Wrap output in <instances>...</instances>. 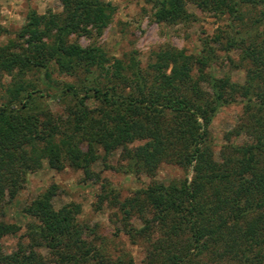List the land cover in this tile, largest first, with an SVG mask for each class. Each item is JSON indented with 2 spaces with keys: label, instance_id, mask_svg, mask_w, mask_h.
<instances>
[{
  "label": "trees",
  "instance_id": "obj_1",
  "mask_svg": "<svg viewBox=\"0 0 264 264\" xmlns=\"http://www.w3.org/2000/svg\"><path fill=\"white\" fill-rule=\"evenodd\" d=\"M58 2L59 11L29 9L13 38L0 44V73L8 76L0 87V216L40 160L96 179L92 164L119 149L129 171L153 177L161 162L192 171L190 179L151 180L119 203L124 215H139L141 226L126 232L131 240L145 238L143 264H264V31L258 30L264 0H143L156 22L193 20L188 2L239 25L202 37L195 54L163 45L144 66L134 56L123 63L69 40L104 28L114 11L109 1ZM231 50L247 65L241 84L212 71L218 51L235 66L226 55ZM53 70L73 75L75 83L54 80ZM45 96L64 102V120ZM237 99L251 141L230 144L213 161L208 126ZM54 195L51 184L23 209L36 220L29 243L17 242L10 253L0 248V264H45L32 246L47 248L56 264H133L130 257L105 258L83 237L79 205L55 208ZM17 230L0 219V239Z\"/></svg>",
  "mask_w": 264,
  "mask_h": 264
},
{
  "label": "rangeland",
  "instance_id": "obj_2",
  "mask_svg": "<svg viewBox=\"0 0 264 264\" xmlns=\"http://www.w3.org/2000/svg\"><path fill=\"white\" fill-rule=\"evenodd\" d=\"M105 1H109L114 7L106 26L100 31L90 28L89 33L71 35L69 40L76 41L82 46L98 47L108 56L118 58L123 63H127L129 57L134 56L140 65L144 66L151 51L166 44L182 49L185 53L195 54L200 49L202 37H212L221 31H229L231 23L237 28L239 26L226 14L215 15L202 11L188 2L185 8L188 13L193 14V20L165 24L153 20L149 6L143 0ZM29 9H34L37 13H43L46 9L59 11L60 5L58 0H0V44L13 38ZM258 30L264 31V26H259ZM219 55H222L221 58ZM224 55L222 51H218V59L212 65L213 73L217 76L226 73L232 81L243 83L247 65L239 60L238 50H231L226 54L235 66L229 63ZM51 77L59 82L76 81L73 75L58 73L56 70H53ZM7 81L8 76L0 73V87ZM2 91L0 89V92ZM42 100L52 112L61 115L64 120V102L51 96H45ZM244 121L243 105L238 99L216 111L208 126L206 141L213 161H221V152L227 154L231 149L230 144L239 145L251 141L250 136L242 130ZM238 129L241 132L236 135L235 131ZM81 147L84 148L83 144ZM123 165L125 162L122 161L120 151L117 149L105 160L99 158L92 164L91 169L98 178L85 179L79 169L66 165L60 170H54L48 167L44 159L40 160L38 166L27 170L16 194L7 200L2 208L0 219L18 226L14 234L1 237L2 252L10 253L15 249L17 242L29 243L30 227L36 224V220L26 215L23 209L53 184L55 186L53 206L58 208L69 202L77 203L80 212L76 218L79 224L84 226L83 237L92 245L98 246L105 258L114 260L130 257L133 264H143L146 253L144 249L147 245L145 238L131 240L126 232L129 226L135 228L141 226L139 215L132 211L124 215L119 203L131 197L136 189L146 186L151 180L166 183L185 176L190 179L192 171L190 168L184 170L174 163L161 162L153 177H150L143 171L137 173L129 171ZM89 229H93L94 232ZM157 235V230L153 228L151 238L154 239ZM32 248L43 257L45 264H56L54 260H50L47 248L44 246Z\"/></svg>",
  "mask_w": 264,
  "mask_h": 264
}]
</instances>
